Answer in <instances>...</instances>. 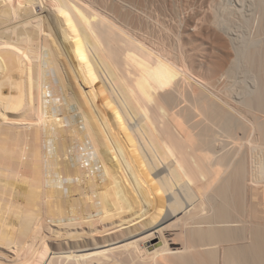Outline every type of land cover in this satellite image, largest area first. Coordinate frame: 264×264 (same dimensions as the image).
<instances>
[{
	"label": "bare ground",
	"instance_id": "obj_1",
	"mask_svg": "<svg viewBox=\"0 0 264 264\" xmlns=\"http://www.w3.org/2000/svg\"><path fill=\"white\" fill-rule=\"evenodd\" d=\"M136 1L0 0V264H264V45Z\"/></svg>",
	"mask_w": 264,
	"mask_h": 264
},
{
	"label": "rangeland",
	"instance_id": "obj_2",
	"mask_svg": "<svg viewBox=\"0 0 264 264\" xmlns=\"http://www.w3.org/2000/svg\"><path fill=\"white\" fill-rule=\"evenodd\" d=\"M139 1H141V0H137L136 1L137 4H135V5H138ZM217 1H218V4H219V0H215L214 2H217ZM249 1L250 0H243V1L242 0H220V3L222 2L223 5L226 2H228V4H231L230 8H231V6L233 7V5H235L236 7L234 6L232 8V10H234V8H236V10L239 9V10L242 11V12H239L237 10V14L236 15L232 14L234 16L233 18L227 19L228 20V25L231 23L230 24L231 26L229 25V27H228L227 23L223 20L225 22L224 24H226L227 28H229V31H228L229 36L232 38V40H234V42L237 43L236 45H238V47H239L240 41L244 42L245 44H247L248 46H251V47H253V46L254 47L258 46L259 47V45H262V46L264 45V35L257 36V34L255 32V28H251L250 27V26H252L251 25V20H252L251 18H252L253 10L255 11V7L253 5V9H252L251 3H252L253 0L250 1V2ZM210 2H212V3H210ZM214 2H213V0H144V1L142 0V4L140 2L141 6L140 5H139V7L136 6V8H140L141 10H143L142 11L143 13L146 12L145 14H147V16H152L155 13L158 16V19L161 22L163 20L164 24L167 25L169 23L168 25L171 24L173 26L174 22L175 21L177 22V20L178 21L179 20L183 21L185 18L186 19L188 18L187 20H190V19L194 20V18H195V20H197V18L200 19L204 15V13H206V11L208 10V7H210V4H213ZM242 2H244V3H242ZM222 3H221V5H222ZM228 4L226 5V7H228ZM158 5L160 6V8L158 7ZM223 5H222V7L225 6V5L224 6ZM230 8H228V9L231 10ZM140 9H136L135 15L138 13V16L137 15L136 16L139 19H143L142 20L143 23H141L142 22L141 20L138 21L139 19L137 17H136L137 20L134 19L135 21H133V22L137 21L138 23H135V24L133 23L134 25L132 24L130 26V30L128 31V34L131 36V38L129 40L128 45L124 47L125 55L127 56V59L131 63V67L133 69H134V63H135V61H137L138 58L144 57L147 53H155V52L157 53V51L160 50V47L158 49V47L156 45H154L152 43V41H151V40L154 39V35L158 36L157 33H159V31H158V29L156 27L154 29L155 31H153V28H154L153 23H151L148 18L143 17L145 14L137 12V11L141 12ZM221 10L218 9V12L220 11L221 13H223ZM236 10H234V12L233 11L232 12L235 13ZM140 14L143 15V16H141ZM155 14H154V16L157 18V16ZM239 14H240V19H241V17L243 19V20L241 19V22L243 21L242 23L239 20V17H238ZM244 14H245L246 17L244 16ZM232 15H231V17H232ZM154 16H152V17H154ZM227 17H228V15H226V18ZM229 17H230V15H229ZM248 18H249L250 21L246 20ZM144 19H147V21L146 20L145 21L147 23L149 22L148 25L144 21ZM235 19H238L239 21L235 20ZM244 20L245 21H249V22H245ZM176 22H175L174 26L177 25ZM139 23H141V24H139ZM244 23H246V24H244ZM247 23H249L250 26L247 25ZM150 25L151 26L153 25L152 28H149ZM226 25L222 26V28L225 27ZM156 29H157V31H156ZM224 29L227 30L226 28H224ZM153 32H155V34ZM169 43H170V39H169ZM241 44L242 43H240V45ZM245 44H243L242 46L246 47ZM251 47H249V48H251ZM147 50H148V52H147ZM241 70L242 69H240V70L237 69L235 71V74H241V72H244V73L247 72V71H244V70L241 71ZM248 74L249 73L247 72V73H245V76H242L243 75V73H242L241 75H239V77H238V75L237 76L234 75V77L236 76L238 78L235 77L234 79L233 78L230 79V84H233L235 82V84L237 85V87H234V86H236V85H234L233 89H232L235 94L237 93L235 91H237V89H238V87L240 85L241 86L239 88H241L242 85H243V87L245 86L246 88H248V90L249 89H254L255 86H253V84L255 82L253 83L254 80L251 82V80H250V79H252L250 77L251 75L248 76ZM231 80H236V81L231 82ZM243 87L241 89H245ZM238 90H240V89H238ZM235 94H234V96H235Z\"/></svg>",
	"mask_w": 264,
	"mask_h": 264
}]
</instances>
